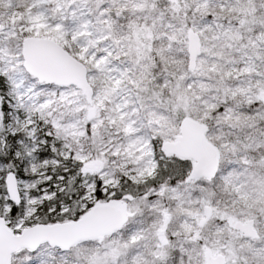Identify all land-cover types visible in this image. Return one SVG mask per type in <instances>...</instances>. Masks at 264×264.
<instances>
[{
	"label": "snow or ice",
	"instance_id": "6c2138e0",
	"mask_svg": "<svg viewBox=\"0 0 264 264\" xmlns=\"http://www.w3.org/2000/svg\"><path fill=\"white\" fill-rule=\"evenodd\" d=\"M0 264H264V0H0Z\"/></svg>",
	"mask_w": 264,
	"mask_h": 264
}]
</instances>
